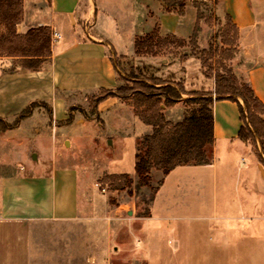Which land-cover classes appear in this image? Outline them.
I'll use <instances>...</instances> for the list:
<instances>
[{
  "label": "crops",
  "instance_id": "0c3cea01",
  "mask_svg": "<svg viewBox=\"0 0 264 264\" xmlns=\"http://www.w3.org/2000/svg\"><path fill=\"white\" fill-rule=\"evenodd\" d=\"M221 1L226 15L238 28L242 57L250 63L244 69L245 80L264 103V0ZM97 16L96 0H23L18 33L45 26L50 28L51 35L57 31L61 37L54 43L51 41L49 62L38 71L23 70L18 66V58L0 55L1 118L13 120L32 103L43 102L45 105L40 104L19 126L36 112L43 113L39 110L42 106L48 108L53 128L89 123L83 118L70 120V109L76 106L69 104L70 99L102 89H116L119 73L113 59L136 56V38L148 31L144 29L134 34V47L129 52L110 35L96 29ZM178 28L165 29L184 38L180 34L182 29ZM5 31L2 26L1 32ZM192 31L189 29V34ZM163 61L166 66L163 69L173 75L165 81L181 83L184 88L182 100L163 109L165 115L169 108H179V114L165 116L167 120L178 122L186 114L184 101L195 97L191 93L213 92L215 80L204 75L201 60L196 57L189 56L171 65ZM96 112L103 124L105 113H114L121 128L119 133L128 136L135 133L137 144L152 132V126L140 120L134 107L118 97L98 103ZM213 114L215 139L210 164L176 167L163 175L155 194L154 200L167 179L179 169H187L182 170L186 176L181 179L183 188L207 192L204 198H172L166 202V211L160 216L164 221L161 242L159 247L153 246L160 253L159 264H264V155L239 137L243 122L236 102L215 100ZM139 123L145 128L138 129ZM32 131L36 144H42L40 150L34 147L32 152L38 163L27 164L22 172L0 179V264H32L34 225L50 220H74L81 211L80 191L85 179L75 166L58 164L61 157L56 149L57 135H53L52 145L48 146L43 143L40 129ZM13 139L21 142L17 154L23 160L27 149L22 146L28 140L11 137L8 141ZM49 160V170H41ZM191 174L198 177L191 179ZM181 206L186 209L178 208ZM170 207L172 211L167 210ZM153 218L151 212L150 215L132 216L131 222ZM172 221L178 223L172 224ZM180 221L194 224L182 230ZM133 225L140 229L145 227L140 223ZM148 238L152 240L156 236L149 233ZM146 264H149L147 260Z\"/></svg>",
  "mask_w": 264,
  "mask_h": 264
},
{
  "label": "rangeland",
  "instance_id": "374dc122",
  "mask_svg": "<svg viewBox=\"0 0 264 264\" xmlns=\"http://www.w3.org/2000/svg\"><path fill=\"white\" fill-rule=\"evenodd\" d=\"M96 1V29L110 35L123 49L129 52L133 50L135 33L148 29L137 36L136 39L140 40L153 34L154 44H147V49L142 53L115 57L122 78L128 80L131 76L134 80L132 76L135 75L143 81L163 77V80H167L173 75L163 69L166 67L163 60L171 65L179 62L184 54L198 58V52L209 51L212 47L215 56L209 61L210 67L201 61L204 75L213 78L215 72L231 69L239 82L245 81L244 69L250 63H246L242 57L239 31L236 36L221 0H178L174 5H167L164 0ZM198 15L199 33L197 47H194L190 39ZM177 26L183 30L180 34L184 38L175 35L184 41L181 45L162 46L158 43L159 38L172 34L166 31L167 28ZM189 29L192 31L190 34ZM124 79L120 84L125 83ZM200 92L204 93L202 90ZM99 95L100 91L70 99L69 104L76 105L70 109L71 121L83 118L89 122L87 125L74 123L72 127L64 125L53 128L49 110L42 106L39 110L43 113L36 112L19 127L0 134V179L22 172L27 164L38 163L37 156L33 157L32 152L34 147L40 150L42 144H36L33 140L34 128L40 129L43 143L48 146L52 145L53 135H57L56 149L61 157L58 164L75 166L85 179L80 191L81 211L76 219L43 221L34 225L32 264H146V260L149 264H159L160 253L153 246L159 247L161 242L160 231L164 221L160 216L162 211H166V202L172 198L192 200L206 197V191L182 187L181 179L186 177L182 170L187 169H179L167 179L163 190L154 200L163 173L153 171L148 186L140 183L134 168L136 134L121 135L114 113H105L103 124L94 108ZM179 113V108H169L165 116L169 118ZM137 127L144 129L145 125L139 123ZM11 137L28 140L22 146L27 149L23 153V160L17 154L21 150V142H15V139L8 141ZM251 145L256 152L264 155L260 140L256 139V144ZM50 164L49 160L41 170H49ZM126 174L133 181L132 185H128L124 178L116 179ZM192 177L197 178L198 175L191 174ZM116 183L122 184V189L115 190L113 186ZM178 208L186 209L183 206ZM167 210L172 211V208ZM151 212L155 218L133 222L145 225L143 229L132 224V216L150 215ZM193 224L180 221L179 228L187 230ZM149 233L155 234L156 238H152L155 242L148 238Z\"/></svg>",
  "mask_w": 264,
  "mask_h": 264
},
{
  "label": "trees",
  "instance_id": "16d2710c",
  "mask_svg": "<svg viewBox=\"0 0 264 264\" xmlns=\"http://www.w3.org/2000/svg\"><path fill=\"white\" fill-rule=\"evenodd\" d=\"M177 1L164 0L167 5H174ZM22 15L23 0H0V55L18 58V66L23 70L38 71L49 62L52 55L51 30L44 26L18 33L17 26L22 20ZM227 17L237 36L238 28L230 16ZM198 20L199 15L190 39L194 47H197ZM2 26L5 32H1ZM152 36L153 34H150L146 39H136L137 54L145 51L147 44H154ZM158 41L162 46L181 45L184 42L174 34H169L163 39L159 38ZM196 55H199L198 58L203 65L209 67V61L215 56L212 47L209 51L202 50ZM187 57L189 56L184 54L180 59ZM113 60L118 67L115 59ZM132 77L134 80L131 76L127 80L119 74L118 87L100 90L94 108L96 111L97 104L109 97H118L134 107L136 115L142 122L152 126V132L138 141L135 154V173L142 185L150 184L153 171H160L166 175L178 166L210 164V153L215 139L213 114L215 100L229 99L236 102L243 122L239 137L249 144H256L258 139L264 149V103L256 96L246 80L239 82L231 69L215 72L213 92H192L195 97L184 101L186 114L178 122L167 120L163 109L174 106L182 100L184 88L181 83L165 81L161 78L143 81L135 75ZM123 79L125 83L120 84ZM40 104L45 105L43 102H34L12 121L0 117V134L18 127L21 120L31 115L33 109ZM122 178L128 182V185H132L133 181L128 179L127 174L116 177L117 180ZM122 187L120 183L113 186L115 190Z\"/></svg>",
  "mask_w": 264,
  "mask_h": 264
},
{
  "label": "built area",
  "instance_id": "2783aa9c",
  "mask_svg": "<svg viewBox=\"0 0 264 264\" xmlns=\"http://www.w3.org/2000/svg\"><path fill=\"white\" fill-rule=\"evenodd\" d=\"M61 37V34L57 31H54L51 35V41L54 43Z\"/></svg>",
  "mask_w": 264,
  "mask_h": 264
}]
</instances>
